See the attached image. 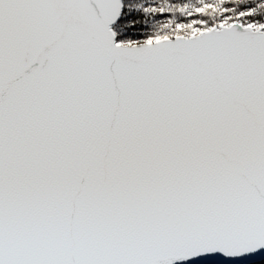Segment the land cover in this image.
<instances>
[{"label": "snow or ice", "instance_id": "6c2138e0", "mask_svg": "<svg viewBox=\"0 0 264 264\" xmlns=\"http://www.w3.org/2000/svg\"><path fill=\"white\" fill-rule=\"evenodd\" d=\"M0 264H264V0H0Z\"/></svg>", "mask_w": 264, "mask_h": 264}]
</instances>
